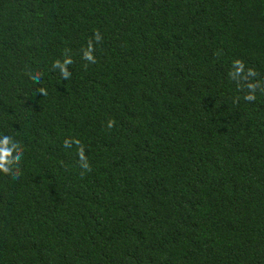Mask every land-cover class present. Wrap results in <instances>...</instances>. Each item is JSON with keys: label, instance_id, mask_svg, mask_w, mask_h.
<instances>
[{"label": "trees", "instance_id": "1", "mask_svg": "<svg viewBox=\"0 0 264 264\" xmlns=\"http://www.w3.org/2000/svg\"><path fill=\"white\" fill-rule=\"evenodd\" d=\"M4 135L0 264H264V0H0Z\"/></svg>", "mask_w": 264, "mask_h": 264}, {"label": "clouds", "instance_id": "2", "mask_svg": "<svg viewBox=\"0 0 264 264\" xmlns=\"http://www.w3.org/2000/svg\"><path fill=\"white\" fill-rule=\"evenodd\" d=\"M251 99L252 97H247ZM15 142L11 141L7 135L0 137V171H7L16 158L13 156L12 149ZM20 151L17 149L16 156L19 157Z\"/></svg>", "mask_w": 264, "mask_h": 264}]
</instances>
